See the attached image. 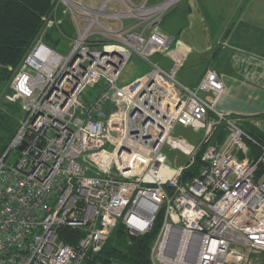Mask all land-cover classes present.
Masks as SVG:
<instances>
[{"label":"built area","instance_id":"1","mask_svg":"<svg viewBox=\"0 0 264 264\" xmlns=\"http://www.w3.org/2000/svg\"><path fill=\"white\" fill-rule=\"evenodd\" d=\"M51 1L62 11L42 29L67 16L66 42L38 36L7 95L22 117L0 155V264H128L104 252L120 223L130 237L159 225L152 264H257L245 251L264 253V143L246 127L264 119L218 110L214 69L196 87L177 78L187 55L162 23L183 0ZM133 55L150 69L120 86ZM168 146L188 163L171 169Z\"/></svg>","mask_w":264,"mask_h":264},{"label":"crops","instance_id":"2","mask_svg":"<svg viewBox=\"0 0 264 264\" xmlns=\"http://www.w3.org/2000/svg\"><path fill=\"white\" fill-rule=\"evenodd\" d=\"M175 12H178L177 21L171 19V23L176 36L164 27L165 21ZM162 29L175 41H181V50L187 52L186 60L193 52L200 55V60L201 55L209 53L215 45L224 41L226 50L264 62V0H194L192 5H179L173 9L165 17ZM162 61L166 66L169 64L166 59ZM225 64L228 69L230 65ZM207 69L197 72L191 83L180 81L196 87ZM232 69H214L225 84V92L217 103V109L242 116L264 114V88L245 78L253 73L254 67L248 70L239 63L234 64Z\"/></svg>","mask_w":264,"mask_h":264},{"label":"rangeland","instance_id":"3","mask_svg":"<svg viewBox=\"0 0 264 264\" xmlns=\"http://www.w3.org/2000/svg\"><path fill=\"white\" fill-rule=\"evenodd\" d=\"M51 1V0H50ZM104 0H84L85 3L89 4L92 8H98ZM194 0H183L179 5L185 6L188 4L192 5ZM51 1V10L50 13L47 14V17H51L56 13V10L62 11V7H57L56 3ZM178 5V6H179ZM177 13L175 12L170 15L171 18L165 21L164 27L168 30L172 31V34H175V31L173 30V24L171 23V19L173 21H177ZM67 16H62L63 22L58 23V28L53 29H47L43 28L39 37L44 40L45 42L51 44L52 46H56L57 44L61 42H66V36L62 35L59 31L60 29L70 30L69 29V21L65 20ZM230 29V28H229ZM229 31V30H228ZM176 36V35H174ZM178 40H176V43ZM224 44H226L224 41H220L217 45H215L209 53L201 55L202 58L199 60L200 55L198 53L193 52L189 59H187L184 63V66L182 69H180L177 78L179 80H182L186 83H191V81L195 80V74L197 72H202V70H205L207 68H213L218 69L220 71L222 70H233L232 67H234V64H242L243 67H247L249 70L250 68L254 67L253 73L251 75L246 76L245 78L249 80L252 84L264 88V65L262 62H258V60L254 61V58H250L248 56H241L237 53H232L229 50H226L227 48ZM66 52L67 51V44L60 45L59 49H61ZM188 53H190V48L188 47ZM187 53V52H186ZM227 59V61H225ZM230 65V67L227 69L226 64ZM226 68V69H225ZM150 69V66L146 64L140 57L137 55H133L131 60L128 62L127 66L123 70V73L119 80L120 86H125L133 82L135 79L143 76L148 70ZM12 70L11 68L9 69ZM12 76L9 79V81H5L3 85H0V121L4 122V126L7 127V129L10 127L11 124H14L15 119L19 117H22V112L20 115V112H18V105L16 103L11 102L7 99V95L10 93V84L13 79V76L15 74V70H12ZM244 75V74H243ZM245 76V75H244ZM22 111V110H20ZM16 117V118H15ZM256 118L262 120L264 119V114H257L255 115ZM18 120V123H19ZM17 123V125H18ZM16 124V123H15ZM15 129V128H13ZM258 131L262 134H264V121L261 123V128L258 129ZM6 134V132L0 133V135ZM175 138L179 140H184L188 145L191 146H198L203 138V131L193 129L190 127H182L178 126L176 128V131L173 135ZM227 141V134L224 131V128L221 127L219 131L216 133V137L213 140V142H218L220 145L226 143ZM1 144V142H0ZM166 154L168 156V162L171 169H178L179 167L186 165L189 161V157L183 153H180L179 151L172 150L169 146L166 147ZM10 161H15L16 156L10 155L9 157ZM107 246L109 248H112L115 246L114 241H109ZM251 261L257 264H264V253H254L250 251H245Z\"/></svg>","mask_w":264,"mask_h":264},{"label":"trees","instance_id":"4","mask_svg":"<svg viewBox=\"0 0 264 264\" xmlns=\"http://www.w3.org/2000/svg\"><path fill=\"white\" fill-rule=\"evenodd\" d=\"M51 8L50 0H0V85L9 81L12 76L11 71L20 65L33 42L40 35L43 17L50 12ZM16 104L21 115V106L19 103ZM15 120L8 129L4 126V122L0 121V133L6 132V134L0 135V155L5 152L19 127V117ZM246 129L256 139L264 143V134L252 127H246ZM202 152L201 150L194 164L184 172L185 180L199 173L202 166ZM255 152L256 150L253 149L254 154ZM158 226L156 224L153 231L146 235L130 237L123 224L120 223L109 239V241L115 242V246L109 248L108 241L104 252L128 264H152L150 249ZM69 242L71 243V241Z\"/></svg>","mask_w":264,"mask_h":264},{"label":"water","instance_id":"5","mask_svg":"<svg viewBox=\"0 0 264 264\" xmlns=\"http://www.w3.org/2000/svg\"><path fill=\"white\" fill-rule=\"evenodd\" d=\"M23 147H24V146H23ZM23 147H22V148H23Z\"/></svg>","mask_w":264,"mask_h":264}]
</instances>
